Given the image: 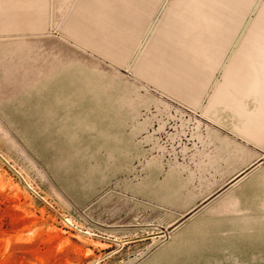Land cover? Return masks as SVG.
Masks as SVG:
<instances>
[{
    "label": "rangeland",
    "instance_id": "1",
    "mask_svg": "<svg viewBox=\"0 0 264 264\" xmlns=\"http://www.w3.org/2000/svg\"><path fill=\"white\" fill-rule=\"evenodd\" d=\"M82 1L16 0L12 20L0 17V264H233L201 261V242L193 232L174 234L172 220L178 217L173 209L187 210L223 185V134L241 139L201 114L212 87L200 106L191 107L157 85L151 76L155 71L140 69L170 12L161 35L191 50L195 62L215 60L232 23L244 12L211 84L222 80L224 67L258 24V36L249 44L262 59L249 62L259 71L238 76L257 79V92L264 94V0H155L142 23L140 43L136 35L123 55L114 54L123 48L94 41L97 47L70 35L67 28L78 18ZM99 7L107 15V4L100 1ZM243 57L248 61L246 54L239 61ZM21 95L84 96L81 116L88 117L92 105L96 128L121 140L131 128L133 143L162 156L160 168L149 165L148 184H140L136 167L130 188L120 140L115 145L108 137L85 133L82 150H53L60 144L34 135L35 128L12 111V101ZM156 124L162 127L155 130ZM12 127L26 133L13 134ZM130 189L158 193L160 204L148 198L140 208L139 199L128 198Z\"/></svg>",
    "mask_w": 264,
    "mask_h": 264
},
{
    "label": "crops",
    "instance_id": "2",
    "mask_svg": "<svg viewBox=\"0 0 264 264\" xmlns=\"http://www.w3.org/2000/svg\"><path fill=\"white\" fill-rule=\"evenodd\" d=\"M100 1L107 4V15H103V10L99 9ZM100 1L83 0L76 12L78 18L70 21L71 25L67 30L71 33L70 35L88 39L91 44H97V47L101 42L108 48H119V50L123 48L122 52H114V54L123 55L136 35V42L140 43L142 23L146 25L149 7L155 4V0L149 2L129 0L127 5L124 0ZM177 2L171 11L177 6ZM36 6L39 7L40 4L37 3ZM16 9V0H0V17L11 16L9 20H12V17L17 14ZM243 13L238 17L237 22L232 23V31L226 37V43H223L216 55L214 54L215 60L199 62L194 61L195 54L191 50L180 49L176 45L177 40L173 39L169 42L165 39L164 41L161 33L165 29L168 20L166 18L151 43L148 55L146 54L141 64L143 67L140 69L144 74L155 71L156 73L151 76L156 84L171 91L174 94L172 98L187 103L191 107L200 106L203 94L212 87L201 114L241 139L237 141L234 137L223 134V185L193 203L187 210L173 209V213L177 212L178 216L172 220V224L175 225L174 234L193 232L194 238L201 242L200 246L204 247L203 252L198 253L203 257L201 261L207 263L264 264V184H261L264 181V168H262L264 154L260 153V150L264 149V94L257 92L259 90H257L259 87L257 79L240 78L250 73L255 75L259 71L255 69L258 68L256 64H251L253 61L249 62L262 59L260 50L257 48L252 50L249 44L250 39H256L258 36L259 32L255 30L258 24L251 31L248 44L243 46L234 60L224 67L222 80L211 84L212 72L222 65L223 51ZM6 28L5 26L4 29ZM176 28L175 26L173 29L175 34L179 32ZM172 36L175 37L174 34ZM162 40L165 43H162ZM94 41L100 42L94 43ZM178 41L180 42V38ZM185 42L191 43V37H186ZM242 54L249 55L248 61H245L244 57L239 61ZM119 60L122 59L119 58ZM167 63L170 67L166 69L163 65ZM15 97L16 100L12 102L16 106L12 107V111L18 113L17 119L27 120L25 125L35 128L34 135L46 136V142L60 144L54 149L50 147L53 150H82L84 148L82 135L85 133L108 137L109 140L114 141L115 145H117L116 140L122 141L120 143L123 148L120 147L119 150L123 151L122 160L127 174L126 181L130 188L136 167L140 172V184H148L149 165L160 168L162 156L158 152L149 155L142 143L139 145L133 143L131 128L128 130L127 137L121 140L114 132L111 134L108 129L101 131L99 127L96 128L97 125L93 120L98 118L94 117L92 105L87 108L90 111L88 117L81 116L84 111V96L21 95ZM86 102L99 103V101L90 100ZM3 109L4 107H2V113ZM98 109L97 107L96 113ZM4 115L2 114L1 117ZM142 122L146 123L145 119ZM160 127H162L160 124H156L154 129L159 130ZM12 128L13 134L26 133V131L16 130L15 127ZM64 137L67 138L66 142ZM243 141H246L248 145ZM137 155L138 160L135 158ZM133 159H136L135 165H133ZM155 173L158 174L157 169ZM155 178L153 182L159 183L160 180ZM160 197L158 193L148 195L147 191L135 193L130 189L128 198L139 199L140 202L137 203L142 208L144 207L142 200L152 199L157 206L160 204L158 201ZM88 202L78 206L86 207Z\"/></svg>",
    "mask_w": 264,
    "mask_h": 264
}]
</instances>
